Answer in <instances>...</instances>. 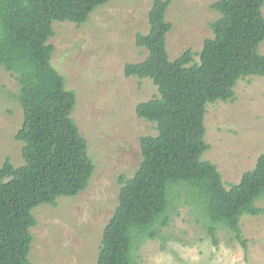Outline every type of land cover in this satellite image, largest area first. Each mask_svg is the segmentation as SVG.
I'll use <instances>...</instances> for the list:
<instances>
[{
    "label": "trees",
    "instance_id": "1",
    "mask_svg": "<svg viewBox=\"0 0 264 264\" xmlns=\"http://www.w3.org/2000/svg\"><path fill=\"white\" fill-rule=\"evenodd\" d=\"M110 0H0V66L20 82L16 94L24 113L16 138L23 163L8 156L0 165V264H34L28 259L37 224L33 209L56 206L61 196L87 189L95 170L86 138L72 117L77 92L51 62L55 21L83 24ZM172 0H154L150 30L137 33L148 49L140 62H127V76L150 78L159 96L136 106L139 117L155 123L156 135L140 138L142 161L134 176L120 175L119 204L107 223L96 264H139L136 249L161 236L170 223L176 197L185 185L208 218L216 244L222 225L247 248L241 218L264 208V153L239 182L226 187L216 164L203 160L207 105L235 98L242 78L264 76V0H217L214 35L205 40L199 59L187 48L171 60L167 34L173 24L166 11Z\"/></svg>",
    "mask_w": 264,
    "mask_h": 264
},
{
    "label": "rangeland",
    "instance_id": "2",
    "mask_svg": "<svg viewBox=\"0 0 264 264\" xmlns=\"http://www.w3.org/2000/svg\"><path fill=\"white\" fill-rule=\"evenodd\" d=\"M217 0H172L166 18L173 24L167 34L171 60L187 48L198 53L214 35L211 23L219 12ZM154 0H110L91 13L83 24L55 21L51 62L64 77L66 87L77 92L72 117L88 143L95 170L87 189L61 196L57 205L33 209L37 224L28 259L34 264H96L104 229L119 204L120 175L134 176L142 161L140 138L156 135L155 123L141 118L136 106L159 96L150 78L127 76V62L143 61L149 54L137 44V33L150 30ZM264 13V6L262 7ZM259 51L264 54V40ZM20 82L0 66V165L9 156L23 163L17 131L23 108L16 98ZM202 155L217 165L229 188L254 168L264 153V76L242 78L235 98L208 103ZM176 197L170 223L161 236L147 239L135 251L139 264H264V213L241 218L244 248L234 233L218 226L214 244L208 218L185 185L174 188ZM264 208V198L257 202Z\"/></svg>",
    "mask_w": 264,
    "mask_h": 264
}]
</instances>
